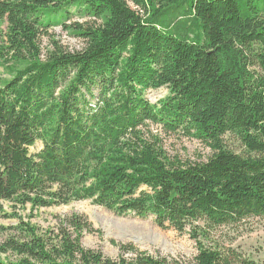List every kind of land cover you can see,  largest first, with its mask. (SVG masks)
I'll use <instances>...</instances> for the list:
<instances>
[{"label": "trees", "instance_id": "trees-1", "mask_svg": "<svg viewBox=\"0 0 264 264\" xmlns=\"http://www.w3.org/2000/svg\"><path fill=\"white\" fill-rule=\"evenodd\" d=\"M58 26L82 48L52 39L44 52ZM161 87L169 94L150 102ZM149 124L214 153L170 160ZM80 200L189 226L198 253L188 264H258L211 237L264 218V0H0V204ZM16 217L0 226L10 232L0 264H114L82 246L93 230L83 216L58 218L56 230L6 216Z\"/></svg>", "mask_w": 264, "mask_h": 264}, {"label": "rangeland", "instance_id": "rangeland-1", "mask_svg": "<svg viewBox=\"0 0 264 264\" xmlns=\"http://www.w3.org/2000/svg\"><path fill=\"white\" fill-rule=\"evenodd\" d=\"M76 17V16H75ZM78 17L75 18L77 20ZM42 48L46 52L51 48L52 39L59 41L70 51L80 50L83 42L79 37L70 35L62 27L50 29V35L42 36ZM97 94V93H96ZM95 94V96H96ZM169 94L167 87L149 89L145 96L157 103ZM150 131L159 135L162 146L170 160L184 163L207 161L214 153L212 148L198 139L185 136L183 133L166 134L160 126L149 124ZM228 148L245 153L246 149L234 135L225 137ZM42 148L38 143L31 148L32 152ZM15 206L17 209H15ZM16 212L24 222H30L41 230L58 229L59 219L65 216H83L92 225L93 230L84 231L82 246L87 250L101 252L105 259L114 264H138L142 256L155 259H166V264H188L194 261L197 253V242L191 237L190 227L184 231L175 228H162L155 222L154 216L141 218L134 214L118 215L91 200L73 201L67 205L32 209L30 205L20 207L10 202L0 204V226H16L20 223L18 217L6 218ZM10 232H0V243ZM212 240L233 250L244 260L264 264V218L251 217L236 226H223L212 232ZM130 246L133 250L126 251L122 247ZM5 258V254H0Z\"/></svg>", "mask_w": 264, "mask_h": 264}]
</instances>
